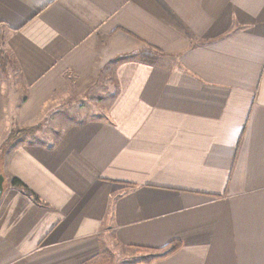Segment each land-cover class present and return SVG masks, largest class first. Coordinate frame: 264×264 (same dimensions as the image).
<instances>
[{
    "label": "crops",
    "instance_id": "0c3cea01",
    "mask_svg": "<svg viewBox=\"0 0 264 264\" xmlns=\"http://www.w3.org/2000/svg\"><path fill=\"white\" fill-rule=\"evenodd\" d=\"M0 42V264H264V0H0ZM110 65L106 111L1 144Z\"/></svg>",
    "mask_w": 264,
    "mask_h": 264
},
{
    "label": "rangeland",
    "instance_id": "374dc122",
    "mask_svg": "<svg viewBox=\"0 0 264 264\" xmlns=\"http://www.w3.org/2000/svg\"><path fill=\"white\" fill-rule=\"evenodd\" d=\"M112 68V70L110 69ZM101 70V69H100ZM112 65L105 66L103 68L102 75H97L93 79L92 83L90 80L83 82L79 85H70L69 93L61 92L59 95V101L57 108H53V113H49V118H42L32 125L19 126L18 124L12 125L13 130L8 134V138L5 139L1 144L6 146V150L9 145L13 143L18 144L19 141L24 139L25 134L32 133L36 130L42 132H55L57 133L65 121L76 120L83 117H88L93 115V113L100 114L97 110H103L107 108V103L109 101L110 91L115 85L113 82L115 80V72H113ZM17 72V67L13 65L10 68V72H7L5 77L8 78V83L16 101L23 100L24 94H26V89L22 76ZM99 76V77H98ZM98 77V78H97ZM100 78L102 82H100ZM79 83V82H78ZM95 87V88H94ZM94 88V89H93ZM98 93V94H97ZM103 97L102 99L100 97ZM22 102V101H21ZM23 136V137H22ZM28 136V135H27ZM34 139H36L34 137ZM1 151V149H0ZM4 156L0 157V164L2 163ZM0 170V174H2ZM102 257V258H101ZM100 258L90 262L89 264H134L139 262L144 258L141 254H136V249L124 248L122 246H116L113 249L102 253Z\"/></svg>",
    "mask_w": 264,
    "mask_h": 264
},
{
    "label": "trees",
    "instance_id": "16d2710c",
    "mask_svg": "<svg viewBox=\"0 0 264 264\" xmlns=\"http://www.w3.org/2000/svg\"><path fill=\"white\" fill-rule=\"evenodd\" d=\"M15 60L12 57L11 51H9V48L7 47V45H5L3 42H0V66L2 68V71L4 73L10 71V68L15 65ZM0 170H1V165H0ZM13 184L14 185H22V181L19 180L18 178H14L13 179ZM179 243L176 242L172 245H170V247H166L163 248V250L161 251H153L149 248H138L140 251H143L144 253H149L151 254V256L149 257L150 261L156 258H162L165 255H168L169 253H172L173 251H175L178 247H179ZM137 249V250H138ZM102 255V254H101ZM101 256H99L98 258H100ZM96 258V259H98ZM102 258V257H101ZM95 259V260H96ZM94 261V260H93ZM92 261V262H93ZM90 263V262H89Z\"/></svg>",
    "mask_w": 264,
    "mask_h": 264
},
{
    "label": "water",
    "instance_id": "95a60500",
    "mask_svg": "<svg viewBox=\"0 0 264 264\" xmlns=\"http://www.w3.org/2000/svg\"><path fill=\"white\" fill-rule=\"evenodd\" d=\"M4 175L3 174H0V199L3 195V192H4V182H5V177H3Z\"/></svg>",
    "mask_w": 264,
    "mask_h": 264
}]
</instances>
